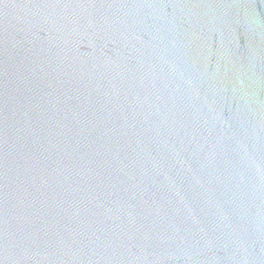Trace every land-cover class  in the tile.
Masks as SVG:
<instances>
[{
	"label": "water",
	"instance_id": "water-1",
	"mask_svg": "<svg viewBox=\"0 0 264 264\" xmlns=\"http://www.w3.org/2000/svg\"><path fill=\"white\" fill-rule=\"evenodd\" d=\"M0 264H264V0H0Z\"/></svg>",
	"mask_w": 264,
	"mask_h": 264
}]
</instances>
